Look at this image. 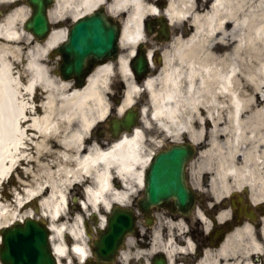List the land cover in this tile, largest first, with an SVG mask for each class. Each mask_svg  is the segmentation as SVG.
<instances>
[{
	"label": "bare ground",
	"instance_id": "1",
	"mask_svg": "<svg viewBox=\"0 0 264 264\" xmlns=\"http://www.w3.org/2000/svg\"><path fill=\"white\" fill-rule=\"evenodd\" d=\"M161 1L56 0L51 17L75 19L104 4L123 16L120 42L129 51L143 38L144 17L164 14L176 27L181 24L185 37H174L163 51L161 71L143 86L131 80L126 56L120 58L127 80L122 107L147 91L152 117L171 134L185 131L196 138L194 121L211 118L214 105L230 104L234 118L247 105L264 108V0H212L205 8L196 0H165L164 9ZM25 14L21 7V17ZM15 15L11 12L0 21V39L5 41L0 43V180L21 163L22 191L15 192L12 205L0 201V225L34 215L23 209L33 202L48 219L53 248L62 254L63 236L69 231L81 236L87 210L102 227L110 206L129 202L140 188L148 158L141 152L138 128L109 144L89 136L107 112L110 64L96 66L83 86H73L54 75L45 60L66 29L57 27L36 43L14 24ZM19 59L21 71L13 70ZM216 146L210 141L204 153H217L226 167L228 159ZM76 190L82 194L79 200ZM70 194L75 197L71 203Z\"/></svg>",
	"mask_w": 264,
	"mask_h": 264
},
{
	"label": "flooded vegetation",
	"instance_id": "2",
	"mask_svg": "<svg viewBox=\"0 0 264 264\" xmlns=\"http://www.w3.org/2000/svg\"><path fill=\"white\" fill-rule=\"evenodd\" d=\"M210 2L196 0L199 7L209 6ZM42 3L51 23L71 25L70 19L51 18L54 0ZM21 7L26 11L22 17ZM11 12H16L13 22L21 28L31 15L29 1L0 0V21ZM153 29L141 43V51L148 58L146 67L131 72L132 80L138 84H143L147 76L156 75L163 64L160 25L153 24ZM126 54L127 62L135 68L139 64V52L134 55L126 47L118 51L115 60L108 61L112 69L107 92L109 112L98 121L92 134L103 144H109L123 133H131L127 130L131 125L136 126L142 132L141 152L149 159L174 143L191 141L194 152L184 165V178L194 203L186 213L175 208L172 197L163 205L144 209L139 206L144 195L140 188L131 196L135 218L132 229L110 235L100 243L106 233L86 227L81 243L84 251L73 249L79 244V235L69 236L65 256L56 255L58 264H264L263 105H247L235 118L230 104L214 105L211 118L196 119L197 138L191 139L186 133L171 136L151 116L147 95L141 94L131 107L134 116L124 122L119 108L124 100L126 78L120 57ZM46 58L53 68H58L61 57L50 52ZM145 103H149L146 123L141 113ZM210 141L226 155V167L222 161H209L206 157L204 151Z\"/></svg>",
	"mask_w": 264,
	"mask_h": 264
},
{
	"label": "water",
	"instance_id": "3",
	"mask_svg": "<svg viewBox=\"0 0 264 264\" xmlns=\"http://www.w3.org/2000/svg\"><path fill=\"white\" fill-rule=\"evenodd\" d=\"M30 1L34 11L25 26L36 34H42L47 29V22L40 13V0ZM119 32L117 23L102 9L78 17L69 29L67 40L61 45L62 77H74L77 85H82L93 64L115 57ZM190 153V147L177 144L152 161L146 174L144 206L161 203L171 195L181 207L192 202L181 176L183 164ZM131 225V215L119 208L108 216L110 231ZM1 231L0 258L3 264H55L48 243V230L42 220L25 217L23 222L16 221Z\"/></svg>",
	"mask_w": 264,
	"mask_h": 264
},
{
	"label": "rangeland",
	"instance_id": "4",
	"mask_svg": "<svg viewBox=\"0 0 264 264\" xmlns=\"http://www.w3.org/2000/svg\"><path fill=\"white\" fill-rule=\"evenodd\" d=\"M180 27H182L181 24H180ZM175 34H176L175 37H177V38H184L185 37V34H181V35L178 34V33H175ZM13 70L21 71V59H19L18 62H16V63L13 64ZM53 74L56 75V76H58L55 73H53ZM36 102H38L37 99H36ZM215 156H218V155L211 154L210 155V158L215 159L214 158ZM18 166L19 167H17L14 171H12V173L10 174V176H8L7 178L3 179L0 182V200L2 202H9L10 205H12V197H13V195H15V192H18L19 194H21V191H22L21 190V186H22L21 185V172H22L21 171V163H19ZM78 192L79 191L76 190L75 191V194L78 193ZM70 195H69V197H70ZM77 196H80L79 193L77 194ZM20 213L22 214V210L20 211ZM90 213H91V210H87L85 212V217L88 218L89 215H90Z\"/></svg>",
	"mask_w": 264,
	"mask_h": 264
}]
</instances>
